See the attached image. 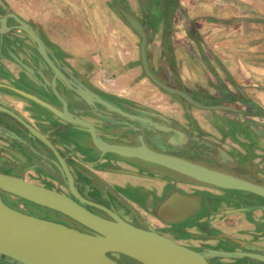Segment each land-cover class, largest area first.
Here are the masks:
<instances>
[{
  "label": "crops",
  "instance_id": "0c3cea01",
  "mask_svg": "<svg viewBox=\"0 0 264 264\" xmlns=\"http://www.w3.org/2000/svg\"><path fill=\"white\" fill-rule=\"evenodd\" d=\"M0 1L4 3L3 8L33 27L60 65L80 75L85 85L79 82V91L93 92L101 100L100 94H107L135 108L155 111L151 94L159 97L161 91L152 86L137 63L140 37L118 7L129 12L145 25L146 58L153 72L203 102L233 108L207 110V114L197 117L192 112V116L200 129L223 137L225 145L218 139L214 141L222 144L240 164H246L250 173L264 179V0ZM7 70L14 81H9ZM21 72L20 65L0 58V102L23 116L31 115L34 123L42 124L44 118H35L36 111L29 110L34 109L33 102L16 91L25 86L18 82L24 76ZM124 176L136 188H155L153 203L156 198L160 202L165 197L167 188L189 195L195 191L187 183L168 184L141 174H119L111 180L123 189ZM228 195H236L237 199L252 205L249 206L250 221L241 215L244 208H233L237 204L233 200L228 199L225 206H216L214 197L208 205L204 198L202 207L206 208L198 213L202 216L192 215L180 230H172L184 235L183 241L168 233L163 235L177 243L192 245L187 242L194 243V237H188L187 233H195L196 229L187 228L188 221L202 228L199 223L206 221L207 209L224 207L229 209L226 212L232 220L224 223L222 231L231 234V238L263 246L264 242L258 241L264 240V200L247 199L238 192ZM138 198L141 197L135 196ZM151 201L147 206H141L140 200L135 205L142 210L155 208ZM207 223V229H219L212 226L211 219Z\"/></svg>",
  "mask_w": 264,
  "mask_h": 264
},
{
  "label": "flooded vegetation",
  "instance_id": "af4514ba",
  "mask_svg": "<svg viewBox=\"0 0 264 264\" xmlns=\"http://www.w3.org/2000/svg\"><path fill=\"white\" fill-rule=\"evenodd\" d=\"M3 10V12L1 10L0 19L6 16L7 20L5 26H9L12 24L10 21H13V18L9 15L11 10H7V8H3ZM5 30L6 28L4 29L3 27V33L0 34V37H5ZM47 55L49 56L50 61H52L51 63L53 66L52 64H49L48 62L46 63L45 61H43L41 64H31V72H33L31 77H26L25 75L21 76V79L18 82L24 84V88L26 90L33 92L35 95L55 106L59 110L65 108V110L71 113L74 117L91 124L94 132L101 140L110 144L114 143L123 145H141L143 142L150 148L160 152L174 154L209 165L204 160L197 159V157H202L203 159L213 161L212 166H223V163L220 162L218 155L213 152L215 151L213 148H203L206 146L202 144L199 145L195 141H190L189 143L183 145H172L167 142L169 136L168 134L149 130L147 127L150 125V121L159 123L168 122V119L161 114L154 113L146 109L135 108L130 104L120 102L118 99L107 94H100V96L106 103L110 105V108L103 106L101 103L96 101L95 98H91L93 104L90 105L89 102L84 99V97H81L77 94V91L80 89L79 82L85 85V82L80 78V75L66 70L65 67L59 64L57 59L48 49ZM35 60L36 62H39L41 59L38 57L35 58ZM21 70L23 69L21 68ZM7 74L9 78L14 81L10 71L7 70ZM43 76H46L47 78H43ZM51 82H55L56 89L59 93L58 95L55 94L48 86V84H51ZM196 98L199 97L196 96ZM116 106L121 108L123 114H120L115 110L118 109ZM7 107L11 111L13 110V108L9 106ZM44 111L45 112L42 113L44 123L40 124L30 121L25 116H22L19 112L13 110L15 114H17L27 124L37 130L43 138H37L34 136L30 130L14 116L6 112H0V173L19 177L36 186L57 190L68 196L71 200L75 201L88 211L103 218L112 219V216L107 215L102 210L79 200L69 190L68 182H70V180L67 173H70L73 187H75L79 195L91 202H95L110 208L116 214H118L120 216L119 218L122 220H125L136 227L145 228V225L149 223L142 215L131 212L119 203L117 204V202L114 201L115 197H113V192L111 189H105L102 185H100V178L93 172L87 173L78 167H74L71 158L74 157V159L80 160L86 164L90 163L92 165H101L102 170L112 169L113 165H116L115 162L117 161L125 162L126 164H129L130 166L137 169H142L143 167L144 169L148 170L149 167L153 168V166L158 168L161 167L139 159L121 157L114 153H106L107 157H105L107 158V161L102 162L104 157L100 159L99 151L93 145L91 130L88 126L84 124L77 125L75 123L66 122L57 117L55 114L46 110ZM171 123L179 127L175 121L171 120ZM184 131L188 132V130ZM193 134L191 133V135ZM56 136L59 137L55 138ZM69 143H71V145ZM74 148L78 152L82 153L83 156L87 157V159H83L82 156L80 157L77 155ZM229 153L234 157L231 152ZM234 158L240 163L236 157ZM230 167L234 171L253 177L246 164H241V166L231 165ZM74 173L80 174L82 180L80 179L79 181ZM164 180L167 181L166 179ZM169 180L173 181V179ZM85 181L88 183L87 185L91 187L88 189L87 186V189L93 193L85 191ZM167 183L169 184L168 181ZM54 184L60 185L63 187V190L55 189ZM171 191H168L165 197ZM0 192L10 195L12 198L22 203L19 205L14 203L16 200L5 201V199L0 196V198L7 205H9L11 208H14V206L17 207L15 209L20 212L55 221L80 231H89L86 226H83L79 222L71 219L67 216V214L65 215V213L61 211L41 206L37 203L31 202L3 190H0ZM103 193H105V196L107 195V197L110 198V200L113 202L112 205L106 202ZM199 196L196 195V197H198L201 201V206L196 210L197 212H199L203 207L205 208V206L202 207L204 203L203 197ZM164 198H162V200ZM210 198L211 196L206 197L207 200ZM196 211H194L191 215H194ZM153 214L156 217L155 211ZM122 215L128 216L129 218L125 219V217H122ZM158 220L161 221L160 219ZM151 227L159 234H162L159 230H157V228L153 226ZM206 230L210 234L214 233L213 229L208 228ZM163 232L169 234L172 233L171 235L173 236L175 235V232L168 230V228H164ZM210 234H206V236H209ZM189 247L195 248L194 246ZM250 259L251 258L244 256L241 261H243L242 263L244 264V262L246 263L249 260L248 263H250ZM117 261L124 264L121 258H118ZM210 263L215 264L212 262ZM233 263L234 262L229 264ZM8 264L16 263L8 262Z\"/></svg>",
  "mask_w": 264,
  "mask_h": 264
},
{
  "label": "water",
  "instance_id": "95a60500",
  "mask_svg": "<svg viewBox=\"0 0 264 264\" xmlns=\"http://www.w3.org/2000/svg\"><path fill=\"white\" fill-rule=\"evenodd\" d=\"M118 10L126 22L140 37V60L142 69L145 76L149 78L151 82L168 94L177 96L180 100L186 102L188 105V111L191 106L208 110L233 109L232 107L223 104H203L184 88L163 81L157 77L149 67L146 58L147 35L145 32V25L123 8L118 7ZM9 15L16 22V26L33 42L46 62L52 64L45 53L42 40L33 27L14 13L9 12ZM6 20L5 17V23ZM5 23L2 24L0 19V32H3V27L4 29L8 28L5 26ZM48 86L55 94H59L55 82H51ZM19 92L41 104L66 122L88 126L91 130L93 145L101 153L111 152L121 157L135 158L149 162L168 170L172 174L182 176L193 182L207 186L246 191L264 197V179L252 173L251 175L253 177H250L246 174H241L232 170L230 167L231 165L241 166V164L222 146L209 142L210 146L215 150L213 152L218 155L220 162L223 163L222 167H215L174 154L154 150L143 142L141 145L110 144L101 140L96 135L91 124L74 117L71 113L65 110V108L59 110L34 94L20 90ZM77 94L84 97L90 105L93 104L91 98H95L96 101L103 106L110 108V105H107L105 101L99 99V97L93 92L89 91L88 93H83L78 90ZM0 110L17 118L37 138H43L38 131L1 102ZM115 110L120 114H123V111L120 108ZM147 128L151 131L168 134L167 142L172 145H183L190 141L196 142L199 140V137L191 135L189 132L173 125L171 121H168L166 124H159L158 122L150 121V125ZM119 171L130 172L121 169ZM67 175L70 180L68 186L71 192L79 200L105 210L107 214L112 217H120L102 205L81 197L73 187L70 173H67ZM183 201L191 202L192 206L174 217H166L165 213H168L170 208L173 210L174 207H179ZM200 206L201 201L196 196L172 190L157 205L155 208V215L158 219L167 224H176L185 220L190 214L199 209ZM67 216L85 226V223L79 218L68 214ZM122 217H125V219L129 218L125 215H122ZM109 222L114 225L116 224L113 221ZM0 255L19 264H67L70 261H74L75 264H123L117 261L118 258H122L124 264H131L128 261L129 259L133 260L135 262L134 264H149L150 261L160 259H171L174 264H211L208 259L211 256H240L242 253L215 250L198 251L179 244L162 234H158L156 238H133L119 235L110 237L102 236L96 234L90 229L89 231H80L55 221L31 216L28 221L19 224H9L0 218Z\"/></svg>",
  "mask_w": 264,
  "mask_h": 264
},
{
  "label": "rangeland",
  "instance_id": "374dc122",
  "mask_svg": "<svg viewBox=\"0 0 264 264\" xmlns=\"http://www.w3.org/2000/svg\"><path fill=\"white\" fill-rule=\"evenodd\" d=\"M3 4L4 3L0 1V13H1V10H2V12L4 11L3 10ZM13 21H14V19H13ZM13 21H10L12 24L9 26L7 25L8 28H6V30L4 31L5 37H0V58H6V59L13 61L14 63L20 65V67L23 69L22 74L25 75L26 77H31V75L33 74V72H31L32 71V69L30 67L31 64H41L43 61L46 62V60L41 56L40 52L37 50V48L35 47L33 42L24 34V32L20 28H18L16 26L17 25V24H15L16 22L15 21L13 22ZM2 33L3 32H0V34H2ZM42 45H43L45 53L47 55L48 47H47L46 42H44L43 40H42ZM37 56L41 59L39 62H36V60H35V58H38ZM48 58H49V56H48ZM49 60H50V58H49ZM136 60H137V63H139V65H141V67H142V64L140 63L141 60L139 58V55L136 56ZM57 61H58V59H57ZM153 73L157 77L162 79L163 81H167V80H164L163 78H161L156 72H153ZM144 76H145V74H144ZM43 78H47V77L43 76ZM148 80H149V78H148ZM9 81H11V79ZM149 81L151 82V80H149ZM167 82H169V81H167ZM169 83H171V82H169ZM151 84L154 88H158V90L161 91L159 97L154 93L151 94V100H152L151 102L153 104V106H152L153 109L157 108V109L161 110V111H158L157 109H154L155 111H152V112L165 116L168 119V121H171V120L175 121L180 128H183L184 130H188V132L190 134L191 133L193 134V132H194L193 135L199 137V140H197L196 143L199 145L202 144V145L206 146L203 148L211 149L212 147L210 146L209 142L215 143L219 146H222V144H219L216 141H214L215 139H218L219 141H221V143H223L225 145V142H223L224 141L223 137L216 135L215 132H209V131H205L203 129H200L198 123L195 121L194 117L192 116V112H194V114H195L194 116H196V117L199 116V114L200 115L207 114L208 109H202V108H197V107L191 106L189 108V111H188L187 110L188 105L186 102L180 100L179 97H177V96L168 94L167 92L163 91L161 88L156 86L153 82H151ZM171 84L178 85V84H174V83H171ZM16 89H19L20 91H24V92L34 94L33 92L26 90L25 88H23V89L16 88ZM19 90H16V91H19ZM12 91H14L15 93L18 94V92H16L15 90H12ZM20 95H21V93H20ZM191 95H193V94H191ZM22 96L25 97L26 99H28L29 101L33 102V105L35 107L32 105L34 109H29V110L30 111H36L35 118L37 116L38 117L41 116V118H42V113L45 112L44 110L52 113L50 110H48L47 108H45L41 104L35 102L34 100H31L30 98H28L24 95H22ZM35 96H37V95H35ZM193 96L196 98L195 95H193ZM38 98H40V97H38ZM196 99L203 104H217V103L203 102L200 100V98H196ZM3 105H5L7 107L6 104L3 103ZM148 108H150V107H148ZM0 112H4V111L0 110ZM25 117L33 122L31 115H29V117H27V116H25ZM159 124H166V123H159ZM192 130H193V132H192ZM154 132H158V131H154ZM56 137H59V136H56ZM226 146H227V144H226ZM75 151H76L75 153L77 155H79L80 157L82 156L83 159L84 158L87 159V157L83 156L82 153L78 152L76 149H75ZM106 153H111V152L101 153L99 151L100 159H102L104 157V159H102V162L107 161ZM197 159L204 160L207 164L213 165V161H211V160L203 159L202 157H197ZM71 161L73 162L74 167H78V168L82 169L83 171H86L87 173L93 172L95 175H97L100 178V180H99L101 182L100 185H102L105 189L106 188L111 189V191L113 192V197L116 198V200L114 198V201L117 202V204L119 203L122 206H124L125 208H127L128 210H130L131 212H135L137 214L142 215L148 221V223L151 226L157 228V230H159L160 233H162V234H164V232H163L164 228H168V230H180L182 226H185L186 223H184V222L187 220V218H189L192 215L190 214L185 220L179 222L178 224L177 223L176 224H166L163 221L161 222L153 214L155 211V208L142 210L141 208H139L138 206L135 205V204L138 205V202L140 200L141 204H143L141 206H144V205L147 206L149 204V202L154 198L152 196H153L154 192L156 191L155 188H152V187H150V188L143 187L142 188L141 186L136 188V187H134V185L129 184V181L127 180L128 177L125 178V176H124L123 177V186L124 187L122 189L121 187L114 185L113 180H111L112 176H115V175L117 176L119 174H134V175H140L141 174V175H145L146 177L148 176V177H151L153 179H158L161 181L162 180L165 181L164 179H166L169 182V184L178 183V181L180 183H184V184L187 183V184H190L191 186H194V188H195V191L193 192V196H196V195L199 196L200 195L203 197V200H204V198L206 199V197H208V196L214 197L215 202H216V206H219V205L225 206V202L228 199L233 200L234 202L237 203L235 205V207H233V208H238L239 206L244 208L245 211L243 213H241V215L243 217L246 216V219H248V221H250L252 219L251 215L249 216V213L251 212V210L249 209L250 205L241 201V199H237L235 194L238 192L239 194H245V198H247V199L253 198L255 196L253 199L258 198L257 200H262V201L264 200V197H261L259 195L254 194V193H251V192L240 191V190H231V189H223V188H218V187H214V186H207L204 184L193 182V181L186 179L182 176H177L175 174H172L166 169L158 168V167H154V166H153V168L149 167L150 169L148 168V170L144 169L143 167H142V169H137L135 167L130 166L129 164H126L125 162L117 161V162H115L116 165H113L112 169L102 170L101 165H94V164L92 165L90 163L86 164L80 160L74 159V157L71 158ZM120 169L121 170H127L130 172H120L119 171ZM74 175L80 181L81 175L77 174V173H74ZM169 179H173V181L172 180L170 181ZM87 184L88 183H86V181H85V185H86L85 191L93 193L92 191L88 190L91 187L88 186ZM87 186H88V189H87ZM54 188L58 189V190H63V187H61L58 184H54ZM74 189H75V187H74ZM169 189L170 188H167L165 192H168ZM69 190H70V188H69ZM76 192H77V190H76ZM233 193L235 195L234 197L228 195V194H233ZM103 195L105 196V193H103ZM0 196L2 198H4L5 201L16 200V199L12 198L10 195L4 194L1 192H0ZM135 196L141 197V198L135 199ZM81 197H83V196H81ZM261 198H263V199H261ZM104 199L106 200V202H108V204H110V205L113 204V202L110 200L109 197H107V195L104 197ZM159 200H160L159 198H156L154 203L151 201V204L153 203V206L154 205L156 206L159 203ZM236 200H238V201H236ZM14 203L19 204V205L22 204V203L18 202L17 200ZM209 203H211V198L209 200L206 199V204L208 205ZM96 204H98V203H96ZM99 205H101V204H99ZM150 205H149V207H150ZM92 206H94V205H92ZM102 206L107 208L108 210L112 211L113 213H115L110 208H108L104 205H102ZM94 207L98 208L97 206H94ZM15 208H17V207L14 206V209ZM98 209L102 210L104 213L107 214V212L105 210H103L101 208H98ZM201 210L199 212H201ZM227 210H229V209H226L224 207H216L210 211H208V209H207V211L205 212V217H206L205 220L206 221H201L199 223L200 225L204 226L202 228L200 226L196 225L197 224L196 222L194 225H192L191 221H188L187 228L190 227L191 229L192 228L196 229L195 233H187L189 235L188 237H194V243L193 242H191V243L187 242L188 244H192L189 246L195 247V248H192V247H190V248L198 250V251L215 250V251H227V252H240V253H242V255H240V256H218V255H214V256L209 257L208 258L210 260L209 262H212L215 264H227V263L229 264L232 262H234L233 264H243L242 263L243 261H241V259L244 256L251 258L250 263H248V261H249L248 260L246 263L244 262V264H264V245L262 246L259 244L258 245L253 244L249 241H246V239H241V238L234 237V236H233V238H231L232 237L231 234H230L231 235L230 236V235H228L229 233H227V235L229 236L228 237L225 235L224 231H222L224 228V225H225L224 223L228 222V221L230 223V220H232V219H230V215L228 214L229 212H226ZM199 212L196 211V213L194 215H198ZM257 214L259 215L260 213H257ZM116 215H118V214H116ZM201 216L202 215H200L199 218ZM231 218H233V216H231ZM208 219H211V222L213 223L212 226L215 225V226H218V228H219V229L214 228L213 229L214 233H211V234L206 230L207 229L206 226L208 224L207 223ZM189 220H191V219H189ZM239 220H241V219H238V220L236 219V221H239ZM253 220L255 222L257 221L254 218H253ZM190 225H192V226H190ZM255 231H256V228L252 232H255ZM262 231H264V230H262ZM206 234H210V235L206 236ZM263 234H264V232H263ZM193 235H196V236H193ZM253 235L255 236V233H253ZM257 236H258L257 238H260V234ZM173 237L175 239H178L179 241H183V239H184V235H182L180 233H178V234L175 233V235ZM195 237H197L198 239ZM208 237H212V238H208ZM258 242L261 243V242H264V240L259 239ZM262 244H264V243H262ZM189 246H187V247H189ZM121 260H122V258H121ZM8 262L13 263L15 261H12L10 259H6L0 255V264H8ZM15 263L19 264L17 262H15Z\"/></svg>",
  "mask_w": 264,
  "mask_h": 264
},
{
  "label": "bare ground",
  "instance_id": "6f19581e",
  "mask_svg": "<svg viewBox=\"0 0 264 264\" xmlns=\"http://www.w3.org/2000/svg\"><path fill=\"white\" fill-rule=\"evenodd\" d=\"M6 17V16H5ZM5 17L1 19V22L5 21ZM0 190L6 191L18 197L24 198L31 202L37 203L41 206L53 208L61 211L70 216L79 218L85 223V226L91 231L102 236H127L133 238H156L158 232L151 226L145 225L143 227H136L129 222L120 219L119 217L112 219L103 218L98 216L87 209L81 207L75 201L71 200L63 193L49 188H43L27 182L19 177L0 173ZM191 205V202H181L179 207L170 208L166 217H174L180 214L182 211H186ZM178 209V210H177ZM32 215L25 214L14 208H11L0 198V218L9 224H19L21 222L28 221ZM109 221H113L116 224H111ZM150 228H149V227ZM131 264L135 262L129 259ZM67 264H75L74 261H70ZM81 264V263H79ZM149 264H174L171 259H160L150 261Z\"/></svg>",
  "mask_w": 264,
  "mask_h": 264
}]
</instances>
